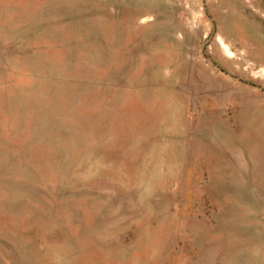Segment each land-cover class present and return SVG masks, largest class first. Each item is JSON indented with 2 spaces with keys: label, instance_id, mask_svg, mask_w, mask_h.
I'll use <instances>...</instances> for the list:
<instances>
[{
  "label": "rangeland",
  "instance_id": "obj_1",
  "mask_svg": "<svg viewBox=\"0 0 264 264\" xmlns=\"http://www.w3.org/2000/svg\"><path fill=\"white\" fill-rule=\"evenodd\" d=\"M0 264H264V0H0Z\"/></svg>",
  "mask_w": 264,
  "mask_h": 264
}]
</instances>
